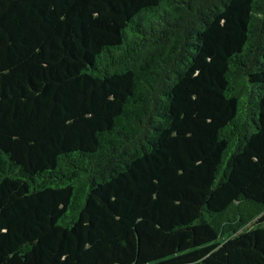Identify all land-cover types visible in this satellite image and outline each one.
I'll return each mask as SVG.
<instances>
[{
  "label": "trees",
  "instance_id": "16d2710c",
  "mask_svg": "<svg viewBox=\"0 0 264 264\" xmlns=\"http://www.w3.org/2000/svg\"><path fill=\"white\" fill-rule=\"evenodd\" d=\"M0 264H264V0H0Z\"/></svg>",
  "mask_w": 264,
  "mask_h": 264
}]
</instances>
